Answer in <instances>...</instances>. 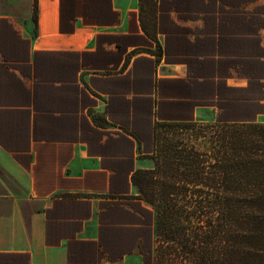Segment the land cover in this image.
I'll return each mask as SVG.
<instances>
[{
	"label": "crops",
	"instance_id": "1",
	"mask_svg": "<svg viewBox=\"0 0 264 264\" xmlns=\"http://www.w3.org/2000/svg\"><path fill=\"white\" fill-rule=\"evenodd\" d=\"M109 1L0 0V264H143L110 210L155 122L264 119V0Z\"/></svg>",
	"mask_w": 264,
	"mask_h": 264
},
{
	"label": "trees",
	"instance_id": "2",
	"mask_svg": "<svg viewBox=\"0 0 264 264\" xmlns=\"http://www.w3.org/2000/svg\"><path fill=\"white\" fill-rule=\"evenodd\" d=\"M76 1L61 0V31H73L70 20L77 15L87 23L102 21L105 12L99 11L110 2ZM195 123L156 121L145 158L156 150L160 127ZM204 126L193 144L175 148V187L161 193L163 201L145 202L133 192L126 197L129 207L116 201L110 210V229L119 241L128 236L124 250L139 247L143 264H264V121L254 112L234 120L219 114ZM201 144L203 152L196 147ZM145 172L134 171V187Z\"/></svg>",
	"mask_w": 264,
	"mask_h": 264
},
{
	"label": "rangeland",
	"instance_id": "3",
	"mask_svg": "<svg viewBox=\"0 0 264 264\" xmlns=\"http://www.w3.org/2000/svg\"><path fill=\"white\" fill-rule=\"evenodd\" d=\"M215 121L214 115L202 117L192 128H183L175 125L163 126L158 129L157 147L152 155L147 157L143 173L134 187V194L141 197L145 202L154 200L156 203L163 201L161 193L168 189V186L175 187V151L184 149L188 144H193L192 140L196 132L205 129L206 123ZM261 121H264L262 119ZM208 129V128H206ZM193 137L191 138V135ZM200 141V140H199ZM177 146V147H175ZM203 152L204 146H196ZM177 148V150L175 149ZM11 207H5V213H9Z\"/></svg>",
	"mask_w": 264,
	"mask_h": 264
}]
</instances>
